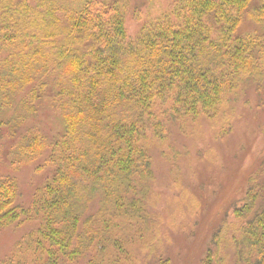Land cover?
Returning <instances> with one entry per match:
<instances>
[{
	"label": "trees",
	"instance_id": "16d2710c",
	"mask_svg": "<svg viewBox=\"0 0 264 264\" xmlns=\"http://www.w3.org/2000/svg\"><path fill=\"white\" fill-rule=\"evenodd\" d=\"M58 3L0 0L7 53L0 89L18 75L31 87L25 113L12 118L13 108L3 124L18 137L19 165L41 160L51 168L30 207L18 202L17 177L0 176V231L39 215L38 227L19 242L28 264H118L121 242L113 239L105 253L102 237L148 216L138 189L152 177L149 127L165 133V124L153 121L155 107L166 104L173 119L216 121L241 87L264 90V0H175L172 12L133 37L118 0H85L71 10ZM247 22L254 29L240 32ZM44 101L61 107V130L47 134L27 124L20 133ZM233 208L236 264H264V195L252 183ZM212 261L209 250L206 263Z\"/></svg>",
	"mask_w": 264,
	"mask_h": 264
},
{
	"label": "rangeland",
	"instance_id": "374dc122",
	"mask_svg": "<svg viewBox=\"0 0 264 264\" xmlns=\"http://www.w3.org/2000/svg\"><path fill=\"white\" fill-rule=\"evenodd\" d=\"M57 1L66 5V10L78 8L85 2ZM174 2L118 0L124 10L126 29L132 37L139 33L143 24L172 12ZM242 29L243 33L252 31L254 25L247 22L240 32ZM6 54L5 49L0 48V60ZM5 73L1 67L0 77ZM10 79L12 77L5 79L4 84ZM6 87L0 89L6 94V98H2L0 92L3 104L0 108V176L17 177L18 202L30 207L34 192L50 176L51 168L42 167L41 160L17 163L15 141L18 137L11 136L3 123L13 108L18 112H13L12 118L25 113L24 105L31 101V87L24 86L19 75ZM239 95L237 100L230 101L216 121L205 116L196 120L190 117L173 119L166 104L155 107L159 109L153 121L161 120L165 133L160 137L153 133L152 125L149 127L144 144L151 160L152 177L138 189L148 216L144 221L137 218L120 227L119 232L103 234L102 252H110L113 249L110 242L118 238L122 244L118 264H207L209 250L213 251L212 264L237 263L232 242L233 237L239 235L240 223L233 207L241 205L252 183L259 195H264V90L243 86ZM61 119V107L50 109L44 101L20 133L27 124L47 134L56 127L59 131L63 126ZM223 127L227 128L225 134L221 133ZM129 203L125 201L124 209L130 212L131 209L126 208ZM40 222L41 216L37 215L0 231V264H28L19 242ZM79 264H86V261Z\"/></svg>",
	"mask_w": 264,
	"mask_h": 264
}]
</instances>
